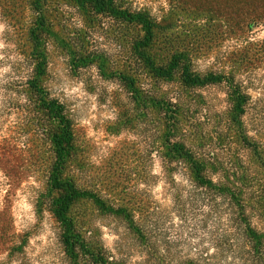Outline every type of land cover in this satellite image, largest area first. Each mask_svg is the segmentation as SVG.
I'll list each match as a JSON object with an SVG mask.
<instances>
[{"label":"trees","instance_id":"obj_1","mask_svg":"<svg viewBox=\"0 0 264 264\" xmlns=\"http://www.w3.org/2000/svg\"><path fill=\"white\" fill-rule=\"evenodd\" d=\"M18 1L34 13L31 25L27 21L21 28L29 53L20 54L32 61L22 94L28 102L24 110L42 120L50 145L49 163L37 168L46 172L47 206L60 226L65 264H129L115 257L96 228L84 222L88 214H76V206L85 200L126 230V242L121 238L117 251L126 245L142 258L130 264H264V97L253 100L235 76L252 61H264V41L243 39L242 61L229 72L201 73L185 51L159 60L153 52L156 22L145 11L124 7L123 0ZM68 7L83 24L74 32L76 37L64 26ZM95 37L119 45L124 63L117 66L118 55L91 49L98 43ZM52 44L67 51L76 73L94 65L100 77L127 88L145 120L147 137L152 136L149 126L158 128L144 156L160 159L170 208L152 201L145 191L139 210H130L79 183L76 160L81 154L73 123L66 106L50 97L42 79ZM165 83L174 84L175 96L158 91ZM209 85L224 88L228 108L202 133V123L183 113L182 101ZM250 110L254 135L244 119ZM147 167L143 165L140 174L145 185L152 179ZM178 172L182 182L175 177Z\"/></svg>","mask_w":264,"mask_h":264},{"label":"rangeland","instance_id":"obj_2","mask_svg":"<svg viewBox=\"0 0 264 264\" xmlns=\"http://www.w3.org/2000/svg\"><path fill=\"white\" fill-rule=\"evenodd\" d=\"M121 4L145 11L156 22L153 52L159 60L185 51L192 55L193 68L201 73L229 72L242 61L243 39L264 41V0H123ZM64 12L66 32L76 37L74 32L83 28L80 17L70 7ZM33 19L26 2L0 0V264H65L60 226L47 206L46 172L40 170L50 161V145L42 120L24 110L28 102L22 89L32 74V61L23 56L29 51L21 28L27 21L31 25ZM95 41L98 43L94 42L91 49L118 55L117 66L124 63L119 45L98 37ZM66 52L54 44L48 46V65L42 79L50 97L66 106L73 123L81 154L76 160L79 183L130 210H139L145 191L152 201L170 208L161 161L156 156H144L158 128L149 126L152 136L147 137L145 120L127 88L117 80L100 77L94 65L76 73ZM235 76L243 81L253 100L264 97V61H252ZM159 88L160 93L175 96L174 84ZM182 103L185 116H195L202 123V133L209 131L207 123L217 120L228 108L224 88L219 85L197 89ZM253 112L248 111L244 118L250 135H254ZM143 165H149L152 174L146 185L140 176ZM175 177L182 182L179 172ZM75 212L89 215L84 222L96 228L97 236L116 253L115 257L129 264L142 260L141 254L126 245L121 253L117 251L116 243L121 245V238L126 242V230L90 201L80 202Z\"/></svg>","mask_w":264,"mask_h":264}]
</instances>
